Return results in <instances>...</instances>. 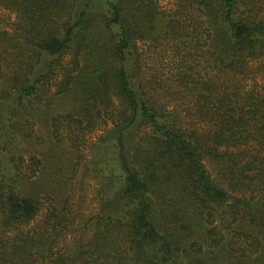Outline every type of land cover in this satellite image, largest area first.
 <instances>
[{"label": "trees", "instance_id": "1", "mask_svg": "<svg viewBox=\"0 0 264 264\" xmlns=\"http://www.w3.org/2000/svg\"><path fill=\"white\" fill-rule=\"evenodd\" d=\"M152 2L0 0L14 16L0 29V119L77 46L76 74L64 87L86 98L89 122L112 124L91 224L54 205L37 221L42 204L2 172L0 264H182L183 244L202 259L213 250V264H264V0H188L201 21L190 33L205 27L216 69L211 80L177 74L178 93L193 95L192 113L138 79L133 25L151 24L144 11ZM93 15L101 39L77 45ZM108 84L118 107L103 97ZM31 160L33 177L42 162ZM43 185L48 193L51 184Z\"/></svg>", "mask_w": 264, "mask_h": 264}, {"label": "rangeland", "instance_id": "2", "mask_svg": "<svg viewBox=\"0 0 264 264\" xmlns=\"http://www.w3.org/2000/svg\"><path fill=\"white\" fill-rule=\"evenodd\" d=\"M152 1L146 6L148 11H144L149 15L153 13L151 24L147 27L133 25L136 54L139 56L138 79L155 88L158 97L177 102L178 112L192 113L187 104L192 102L193 95L178 93L177 74L186 72L201 80H211L215 76V57L206 50L209 41L205 27L200 24V32L190 33L201 21L188 5V0ZM13 20L12 14L0 8V29H7ZM172 20L181 22L176 30L168 28ZM83 34L84 39L81 37L77 45L86 46L85 42L91 38L101 39L98 38L101 35L100 20L95 15L90 17ZM76 47L66 52L35 95L0 119V145L5 146V150H0V176L5 171L8 179H16L19 193L32 195L39 200L42 207L37 221L42 219L45 209L54 205L58 210L69 209L76 213L75 223L80 226V220H88V224H91L90 219L98 209L99 187L106 173L102 170L108 166L111 153L109 145L112 142L107 139V133L112 124L108 119L105 124V120L98 117L89 122L84 102L86 98L64 87L63 82H70L76 74L72 70L80 60ZM3 80V77L0 78V83ZM168 87V93H163ZM103 94L105 99L119 106L111 85H107ZM68 116L72 119H68ZM76 120L83 123L79 126ZM138 137L130 144L133 150L139 143ZM10 157L18 164L15 170L8 166ZM31 159L42 162L33 177L30 176ZM206 166L215 176L213 166L209 163ZM46 182L51 184L48 193L43 185ZM184 245L180 247L182 253L178 256L182 264H213L211 261L216 256L213 250L209 251L206 259H202L188 255L190 251L187 254Z\"/></svg>", "mask_w": 264, "mask_h": 264}]
</instances>
